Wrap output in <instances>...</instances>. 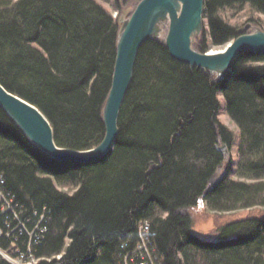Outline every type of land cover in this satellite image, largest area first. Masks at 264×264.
<instances>
[{"label":"trees","instance_id":"1","mask_svg":"<svg viewBox=\"0 0 264 264\" xmlns=\"http://www.w3.org/2000/svg\"><path fill=\"white\" fill-rule=\"evenodd\" d=\"M104 4L120 9L117 0H0V84L41 111L61 148L89 150L104 134L119 29ZM246 15L264 25V0H204L194 47L226 45ZM219 96L239 131L235 163ZM117 126L102 159L58 162L0 110L2 187L20 204L2 210L0 202V251L30 248L35 264H125L148 221L156 264H264V220L218 225L217 241L191 232L201 204L217 213L264 208V55L240 52L212 82L148 40ZM0 264L12 263L0 255Z\"/></svg>","mask_w":264,"mask_h":264},{"label":"water","instance_id":"2","mask_svg":"<svg viewBox=\"0 0 264 264\" xmlns=\"http://www.w3.org/2000/svg\"><path fill=\"white\" fill-rule=\"evenodd\" d=\"M203 7L204 0H140L128 18H124V12L120 14L111 83L101 109L104 134L95 147L80 151L58 147L52 127L41 111L1 84L0 110L30 143L54 161L89 164L102 159L118 134L119 111L132 80L137 53L146 41H162L174 60L190 70L208 73L212 82L226 78L240 52L264 55V30L251 22L238 28V35L224 52L207 55L197 51L193 45L203 33ZM219 149L225 151V146Z\"/></svg>","mask_w":264,"mask_h":264},{"label":"rangeland","instance_id":"3","mask_svg":"<svg viewBox=\"0 0 264 264\" xmlns=\"http://www.w3.org/2000/svg\"><path fill=\"white\" fill-rule=\"evenodd\" d=\"M138 2L139 1H135V0H117L118 7L120 8L119 10H115L111 4H104V6L110 10L112 17H115L116 19H118L120 14L122 12H124L123 13L124 18L126 19L129 17V15L132 12V9L136 6V4ZM258 18L262 20V19H264V16L258 15ZM247 19H248L247 15L237 18L236 23H238V25H240L239 28L242 27L247 22ZM251 23L258 25L254 22H251ZM259 26H261V27L263 26L262 29L264 30V25H259ZM163 31H164V29H163ZM227 44L223 45V46H211L209 49L224 48L227 46ZM219 100H220V103L222 106L220 113H219V116H218L219 120L224 125H226L234 133V136H235L234 137L235 145L232 147V149L230 151L233 163H235L237 160L235 155H236V151H237L236 145H237V141L239 139V131H238L237 127L235 126V124L229 119V117L227 116V114L224 110V107H223L224 101H223L222 96H219ZM191 216H192V221H193L191 232L193 234H195L199 238H202L206 241H217L218 240V233L216 231V226L221 225V224L226 223V222L234 221V220L249 219V218L264 220V208L255 207V208H251V209H242V210H238V211H234V212L217 213V212H212V211L206 209L203 206V204H201V207H198L196 210L191 212ZM0 253L2 254L4 259H6L8 262H10L12 264H24V263L16 260L17 256H12L11 254L1 252V251H0Z\"/></svg>","mask_w":264,"mask_h":264},{"label":"built area","instance_id":"4","mask_svg":"<svg viewBox=\"0 0 264 264\" xmlns=\"http://www.w3.org/2000/svg\"><path fill=\"white\" fill-rule=\"evenodd\" d=\"M4 184L3 175H0V202L2 210L12 209V205L9 202V194L6 193L2 185ZM13 216L17 218V213L13 212ZM19 226L23 228L21 223ZM149 229L150 225L148 221H140L138 224V243L132 253L125 256V264H156L152 257L148 241H149ZM28 233V232H27ZM29 236H34L32 232L28 233ZM1 254V253H0ZM16 260L24 264H35L37 259L34 258L28 248V255L21 252L17 253ZM2 255V254H1ZM161 264V263H158Z\"/></svg>","mask_w":264,"mask_h":264},{"label":"bare ground","instance_id":"5","mask_svg":"<svg viewBox=\"0 0 264 264\" xmlns=\"http://www.w3.org/2000/svg\"><path fill=\"white\" fill-rule=\"evenodd\" d=\"M225 51V47L224 48H219V49H209L207 51V55H213V54H218V53H222ZM9 202L11 203V205L14 207V208H17V207H20V204L17 203L14 198H10L9 199Z\"/></svg>","mask_w":264,"mask_h":264}]
</instances>
